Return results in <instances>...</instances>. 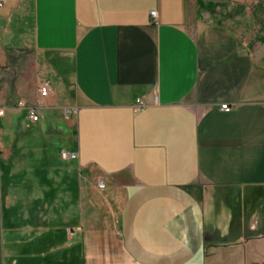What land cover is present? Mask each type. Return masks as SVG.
Instances as JSON below:
<instances>
[{
    "label": "crops",
    "instance_id": "obj_1",
    "mask_svg": "<svg viewBox=\"0 0 264 264\" xmlns=\"http://www.w3.org/2000/svg\"><path fill=\"white\" fill-rule=\"evenodd\" d=\"M228 1L2 0L0 264L264 262V28Z\"/></svg>",
    "mask_w": 264,
    "mask_h": 264
},
{
    "label": "rangeland",
    "instance_id": "obj_2",
    "mask_svg": "<svg viewBox=\"0 0 264 264\" xmlns=\"http://www.w3.org/2000/svg\"><path fill=\"white\" fill-rule=\"evenodd\" d=\"M227 7L221 12L224 15L228 14H235L234 16H238L235 18L236 23H227L228 26L233 27V29H239L242 32V36L246 38V40H249L257 33V31H260L262 28H264V0H230L228 1ZM242 6V9H238L239 11H235L234 9L238 6ZM251 14L255 15L254 22H250L248 17L251 16ZM248 15V17H246ZM241 16V18H240ZM260 22H259V21ZM241 26V27H240ZM17 45H19V50L21 51V54H17V57L19 58V62L21 63L27 55H24L25 53L22 51L21 47H24V44H29L26 40L22 43V41L15 42ZM22 44V46H21ZM24 54H23V53ZM13 56H16V53H13ZM32 57H36L33 53H31ZM38 57V56H37ZM39 58V57H38ZM24 62V61H23ZM19 63V64H20ZM41 77V76H40ZM43 124L46 126V134L44 137V144L47 145L48 149V155L50 160H52L54 163H61L60 161V151L63 149L65 152H69L71 150V147L64 146L63 143H61L60 139L57 135H55L52 130H62L61 125L54 126L52 123L43 121ZM72 166L75 169L74 163ZM76 171V170H75ZM262 249V248H260ZM250 251V250H248ZM252 264V263H248ZM264 264V262L260 263Z\"/></svg>",
    "mask_w": 264,
    "mask_h": 264
},
{
    "label": "built area",
    "instance_id": "obj_3",
    "mask_svg": "<svg viewBox=\"0 0 264 264\" xmlns=\"http://www.w3.org/2000/svg\"><path fill=\"white\" fill-rule=\"evenodd\" d=\"M2 2V0H0V3ZM151 18H155L156 16V12L152 11L150 13ZM53 93V88H52V84L50 81L48 80H44L41 82L40 87L38 89V102H37V106H30L26 108V112H27V118L31 123H36L38 121V108H41L44 106V102L49 98V96ZM154 102H156V97L153 99ZM19 107H24L21 103L18 105ZM147 107V104L144 101L143 97H139L135 100V110L136 111H142ZM220 110L222 112L228 113L230 112L231 108L226 105V104H222L220 106ZM5 112L6 109L4 108V106H2V104L0 103V119L3 118L5 116ZM62 157L63 158H75V155L73 154H68L65 152H62ZM104 185L102 182H98V188H103Z\"/></svg>",
    "mask_w": 264,
    "mask_h": 264
},
{
    "label": "trees",
    "instance_id": "obj_4",
    "mask_svg": "<svg viewBox=\"0 0 264 264\" xmlns=\"http://www.w3.org/2000/svg\"><path fill=\"white\" fill-rule=\"evenodd\" d=\"M31 1H32V0H22V4H21V6H22L24 9H26L27 6H30V5H31Z\"/></svg>",
    "mask_w": 264,
    "mask_h": 264
}]
</instances>
